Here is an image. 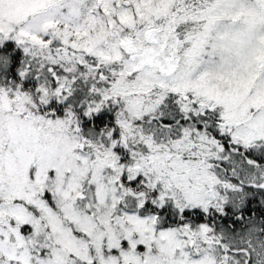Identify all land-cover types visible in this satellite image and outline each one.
<instances>
[{"label": "snow or ice", "instance_id": "obj_1", "mask_svg": "<svg viewBox=\"0 0 264 264\" xmlns=\"http://www.w3.org/2000/svg\"><path fill=\"white\" fill-rule=\"evenodd\" d=\"M0 264H264V0H0Z\"/></svg>", "mask_w": 264, "mask_h": 264}]
</instances>
